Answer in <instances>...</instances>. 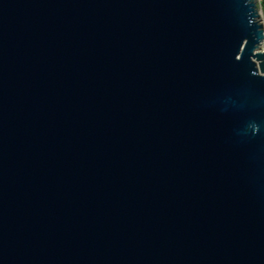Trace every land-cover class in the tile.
<instances>
[{
	"label": "water",
	"instance_id": "water-1",
	"mask_svg": "<svg viewBox=\"0 0 264 264\" xmlns=\"http://www.w3.org/2000/svg\"><path fill=\"white\" fill-rule=\"evenodd\" d=\"M257 0H0V264H264Z\"/></svg>",
	"mask_w": 264,
	"mask_h": 264
},
{
	"label": "rangeland",
	"instance_id": "rangeland-1",
	"mask_svg": "<svg viewBox=\"0 0 264 264\" xmlns=\"http://www.w3.org/2000/svg\"><path fill=\"white\" fill-rule=\"evenodd\" d=\"M257 12H258V21L263 25L264 28V14L262 11V6L259 4V0H257ZM262 49H264V43L262 45Z\"/></svg>",
	"mask_w": 264,
	"mask_h": 264
},
{
	"label": "trees",
	"instance_id": "trees-1",
	"mask_svg": "<svg viewBox=\"0 0 264 264\" xmlns=\"http://www.w3.org/2000/svg\"><path fill=\"white\" fill-rule=\"evenodd\" d=\"M259 4L262 6V11L264 14V0H259Z\"/></svg>",
	"mask_w": 264,
	"mask_h": 264
}]
</instances>
